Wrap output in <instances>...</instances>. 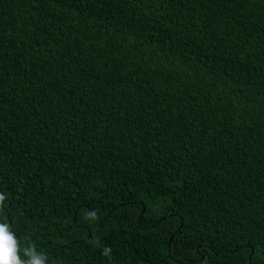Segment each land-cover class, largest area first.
<instances>
[{
    "label": "trees",
    "instance_id": "16d2710c",
    "mask_svg": "<svg viewBox=\"0 0 264 264\" xmlns=\"http://www.w3.org/2000/svg\"><path fill=\"white\" fill-rule=\"evenodd\" d=\"M0 193L47 264H264V0H0Z\"/></svg>",
    "mask_w": 264,
    "mask_h": 264
},
{
    "label": "clouds",
    "instance_id": "9594fccd",
    "mask_svg": "<svg viewBox=\"0 0 264 264\" xmlns=\"http://www.w3.org/2000/svg\"><path fill=\"white\" fill-rule=\"evenodd\" d=\"M6 196L0 193V213L5 210ZM95 219L96 214L88 213ZM109 250H106V254ZM48 257L38 252L35 245L21 247L12 227L7 222H0V264H47Z\"/></svg>",
    "mask_w": 264,
    "mask_h": 264
}]
</instances>
